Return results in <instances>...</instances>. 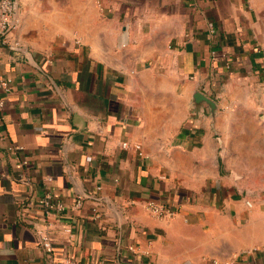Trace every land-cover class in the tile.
I'll return each instance as SVG.
<instances>
[{"label":"crops","instance_id":"1","mask_svg":"<svg viewBox=\"0 0 264 264\" xmlns=\"http://www.w3.org/2000/svg\"><path fill=\"white\" fill-rule=\"evenodd\" d=\"M101 3L14 0L0 264H264V190L247 206L229 173L264 161V0ZM196 90L214 117L194 112ZM47 192L63 212L35 205Z\"/></svg>","mask_w":264,"mask_h":264},{"label":"built area","instance_id":"2","mask_svg":"<svg viewBox=\"0 0 264 264\" xmlns=\"http://www.w3.org/2000/svg\"><path fill=\"white\" fill-rule=\"evenodd\" d=\"M97 5L102 8L101 0H97ZM15 4L14 0H0V40L1 37L9 30L14 29L18 25V20L15 18ZM208 28L211 32L214 31L213 23H208ZM217 51H212V56L217 55ZM219 56L223 59L226 58L225 53L219 54ZM0 89L4 91H9V81L8 79L0 78ZM4 105V98L0 96V109H2ZM121 146L126 148L128 144L126 142H122ZM133 147L136 150L140 149V145L135 143ZM21 148V147H15ZM141 154V152H139ZM47 180H50L48 178ZM247 206H251V202L245 201ZM80 204V199L76 201L75 205L78 206ZM35 205L41 207L44 210V213H61L65 210V205L54 199L50 192H47L45 195L37 199ZM146 210L153 216L158 218H172L176 215L177 210L163 202L156 201L155 199H147L145 201ZM66 232H70L69 228H65ZM40 244L44 248L45 251H52V238L51 236L44 232L40 233Z\"/></svg>","mask_w":264,"mask_h":264},{"label":"rangeland","instance_id":"3","mask_svg":"<svg viewBox=\"0 0 264 264\" xmlns=\"http://www.w3.org/2000/svg\"><path fill=\"white\" fill-rule=\"evenodd\" d=\"M229 173L232 190L253 205L254 195L264 190V161H229Z\"/></svg>","mask_w":264,"mask_h":264},{"label":"water","instance_id":"4","mask_svg":"<svg viewBox=\"0 0 264 264\" xmlns=\"http://www.w3.org/2000/svg\"><path fill=\"white\" fill-rule=\"evenodd\" d=\"M192 105L196 114L203 112V109L207 108L208 113L212 117H214L217 109L216 102L199 90L193 92Z\"/></svg>","mask_w":264,"mask_h":264}]
</instances>
